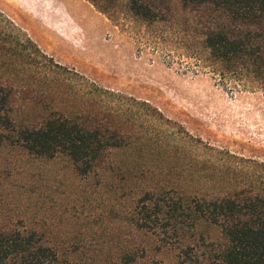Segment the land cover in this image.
Returning <instances> with one entry per match:
<instances>
[{"label": "rangeland", "instance_id": "obj_1", "mask_svg": "<svg viewBox=\"0 0 264 264\" xmlns=\"http://www.w3.org/2000/svg\"><path fill=\"white\" fill-rule=\"evenodd\" d=\"M155 4L158 20L145 23L125 0L112 19L84 0H0V83L20 111L45 100L119 129L126 145L86 178L65 159L0 147L1 226L33 228L80 258L116 260L127 248L135 264H187L218 231L203 221L168 236L140 229L146 193L189 205L235 187L264 193L263 91L208 66L209 9Z\"/></svg>", "mask_w": 264, "mask_h": 264}, {"label": "trees", "instance_id": "obj_2", "mask_svg": "<svg viewBox=\"0 0 264 264\" xmlns=\"http://www.w3.org/2000/svg\"><path fill=\"white\" fill-rule=\"evenodd\" d=\"M84 1L112 19L119 0ZM170 1L209 9L212 15L201 22L208 66L219 76L238 71L253 79L264 93V0ZM156 2L125 0L128 12L145 23L158 20ZM16 103L11 90L0 83V147L20 149L40 160L65 159L76 176L86 178L105 171L102 166L110 152L126 146L119 129L106 128L96 118L56 110L45 100L28 101V106L40 107L37 113L20 111ZM139 213L140 229L153 232L161 229L167 236L184 231L189 222L199 221L218 231V241L195 260L187 257V264H264V193L238 191L235 187L214 197L195 200L193 205L173 199L153 201L146 193ZM60 249L56 241L37 237L33 228L0 225V264L137 262L127 248L116 260L80 258L61 253Z\"/></svg>", "mask_w": 264, "mask_h": 264}]
</instances>
